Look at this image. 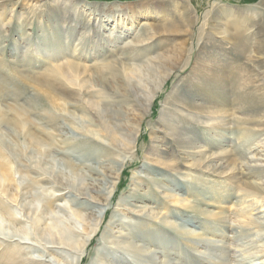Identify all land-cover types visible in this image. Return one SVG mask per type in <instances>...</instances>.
Listing matches in <instances>:
<instances>
[{"label": "rangeland", "instance_id": "rangeland-1", "mask_svg": "<svg viewBox=\"0 0 264 264\" xmlns=\"http://www.w3.org/2000/svg\"><path fill=\"white\" fill-rule=\"evenodd\" d=\"M143 1H152L149 11L161 8L169 11L176 3L181 10L170 12L175 17L188 9L192 18L190 37L159 30L138 51L125 48L119 39L115 40L114 46L113 43L109 45L112 39L107 35L116 22L114 17L126 13L129 5L135 7L134 3ZM75 2L81 14L75 17L78 21L74 22L72 17L69 23L74 29L70 31L69 25L64 26L65 33L61 32L60 24L56 25V10L62 8L56 5V0H0V144L5 146L13 162V178L19 183L33 178L39 180L31 189L32 194L55 198V204L60 205L57 215L70 216L78 225L88 222L91 227L96 226L98 218L88 217L90 209L82 205L74 191L68 193L65 190L56 199V178L45 173L43 167L62 171L64 181L81 191L87 185L86 176L91 175L90 167L115 177L111 180L114 184L105 185V191L112 189V194L101 213L97 235L87 246L80 264H91L93 254L105 249L109 251L108 256L123 259L124 264H144L134 261L131 254L112 249L105 239H100L102 232L114 236L127 232L143 238L150 236L157 245L168 242L170 264H264V192L259 194L234 183L220 172L225 170L222 161L196 167L187 165L189 161L186 160L188 154L197 150L204 155L226 151L227 156L237 162L236 172L249 173L254 184L264 185V125L246 132L242 128L247 124H236L231 120L229 124L218 126L180 119L181 116L174 117L176 124L171 125L168 120L166 124L160 120L165 97L176 89V84L183 90L181 97L186 96L184 102L192 99L204 104L203 107L225 102L228 108H237L236 115L245 119L261 112L264 83L256 73L264 65V0ZM144 19L138 14L133 24L122 20L114 31L116 34L124 31L135 37L146 26L142 24ZM153 21L162 25L170 18L156 17ZM240 24L242 38L236 40L235 25ZM83 25L85 32L81 36ZM180 46L184 48L182 61L141 120L132 155L100 136L89 124L87 112L68 106L66 103L74 98L67 91L61 92L56 100V83H51L52 88L44 85L49 69L73 61L91 81L90 89L95 92L101 84L95 82L94 65L102 58L120 57L128 62L127 54H136L138 58L153 56ZM213 64L220 71H206ZM216 76L219 79L215 83ZM112 86V89H119L117 84ZM123 108L132 113L130 107L124 105ZM198 111L199 117L206 121L204 109ZM70 112L73 117L69 116ZM24 117L28 118L26 124L15 123L14 120ZM172 125L194 140L200 149L185 146L168 135V126ZM27 130L33 134V139ZM151 145L179 157L176 168L156 166L147 159L145 154ZM256 168L263 170L259 178L254 170L249 171ZM90 193L98 200L103 199V195ZM179 198L183 200L182 204H179ZM1 199L10 204L7 198ZM144 205L151 207L157 216L140 217L138 210ZM0 208L2 237L4 233L14 234V239L31 243L36 249L34 258L49 259L52 264L77 262V257L68 255L63 249H46L49 245H43L32 230L6 218V210L17 212L14 205ZM136 223L145 224L144 230L138 231ZM181 250L182 253L177 252ZM163 251L164 246H159L155 256H161Z\"/></svg>", "mask_w": 264, "mask_h": 264}, {"label": "bare ground", "instance_id": "bare-ground-1", "mask_svg": "<svg viewBox=\"0 0 264 264\" xmlns=\"http://www.w3.org/2000/svg\"><path fill=\"white\" fill-rule=\"evenodd\" d=\"M151 2L152 1H143L134 3V5H136L135 7L131 4L129 5V10H126V13L114 17L116 22L113 24L112 29L108 31L107 35L109 39H112L108 42L109 45L113 43L112 45L114 46L115 40L119 39L123 42L125 48L138 51L141 46H145V44L148 43L146 42L147 40L153 39L159 30H165L166 32L174 34L183 33L184 36H187L188 38L190 37L191 33L189 29L192 23V18L189 16L188 9H185L183 12L181 11V16L175 17L173 13H178L181 10H179L176 3L172 4L169 11L165 8L149 11L148 8H152L150 5ZM57 4L62 6V8L56 10V25L57 23L58 25L60 24L59 28L61 32L66 33V31H64V26L69 25V23L72 22V17L75 18L79 16L81 12L77 11L75 0H56V5ZM138 14L145 18L142 24L146 25L139 31L138 35L130 37L131 35H128V33L124 31L119 32V34L115 33L114 29L122 20H127L126 22L133 24L134 19ZM156 17H169L170 21L161 25L160 22L153 21ZM75 21L78 20L75 18L74 22ZM241 27V24L235 25L234 38L236 40L242 38L240 34ZM68 29L71 31L74 27L69 25ZM83 30H85L84 25L80 32L81 36H83V32H85ZM64 40H66V37H64ZM239 46H244V44H240ZM178 48H180V50ZM183 52L184 48L180 46L171 50H165L161 54L153 56L141 55V57L138 58L136 57V54L134 55L131 53L126 56L128 62L122 61L120 57L110 59L106 56L102 58L99 63L94 65V70L96 72L95 82L101 84V87L95 92L90 89V85H92L91 81L88 77L83 76V72L79 68V65L73 61L56 65V68L49 69V71L47 70V75H49V77L44 81V85L52 88L53 84L51 83H56V100L64 91H67L68 94L74 98L72 102L70 101L69 103H66L68 106H71L72 109H82L87 112L90 117L89 124L94 126V130L97 131L100 136L107 139L117 149H121L132 155L134 154L132 149L135 146L134 144L139 133L141 120L147 112L150 111L153 99L163 90V87L166 85L167 79L170 77L173 70L180 65L182 56L184 55ZM216 58L219 59V56L216 55ZM209 69L220 71L215 64H213L211 68H207L206 71ZM256 77H259L260 81L264 83V65L260 71H257ZM218 79V76H216L213 81L216 83ZM112 84H117L119 89H112ZM174 87L176 89L172 92L170 91L169 95L165 97L163 107L160 110V120L162 123L166 124V120H168L171 122L169 123L170 125L176 124L174 123V117L178 116L180 118L181 116L180 119L183 118L189 121L194 120L199 123L204 122L208 125L214 124L215 126L229 124V121L231 120L230 122H235L236 124H247L246 127L242 128V131L246 132L251 130L252 127H259L262 124L264 125V107L260 109V113L251 114V119H245L241 118L242 116L240 117L236 115L237 111L235 110L237 108H228L225 102L220 105L217 104L207 107H203L204 104L195 103L192 99L184 102L186 96L183 95V97H181V92H183V90H180L177 84L174 85ZM216 88H218V85ZM261 91V94L264 95V89ZM208 98L211 100L213 99V97ZM124 105L130 107L132 113L128 111V108H123ZM200 109H204L208 121H204L199 117L196 110L198 111ZM69 116L73 117V113L70 112ZM5 119L6 117H4V120ZM14 121L16 124H26L28 118H18V120ZM27 132L30 139H33V134L28 130ZM168 135L174 136L177 142L180 140V143L186 144L185 146H193L200 149V146H195L196 142H194V140L189 136L180 133L179 129L175 128L173 125L168 126ZM243 135L244 134H242V136ZM198 151L199 150L186 156V160L189 161L187 165L200 167L206 162L213 163L218 161V163H220L219 161H222L223 169L225 170H221L220 172H224L234 183L256 190L259 194L264 192V185L254 184V182L249 179V173L236 172L237 162L235 158L228 157L226 151L220 150L219 152H209L205 155L199 154ZM145 157L151 160L154 165L168 169L176 168L179 159V157H175L170 153L166 154L162 149H158L152 145L146 151ZM12 163L10 155L6 153L5 146L0 144V196L1 198H7V201L10 203L5 204L0 198V207L7 209V207L14 205L17 211L14 214V212L12 213L11 211L6 210V218L10 219L15 224L23 225L26 230H32V233L43 243V245H49L45 246L46 249H63L64 251H67L68 255L77 257L78 260L77 262L75 260V264H80L83 260V254L86 252L87 246L92 242L94 236L97 235L96 232L99 228L98 225L101 223V213L104 210L103 208L107 206V200L109 199L110 194H112V189L108 192L105 191L107 188L105 185L108 183L114 184L111 180L115 179V177L110 174H104L95 167H90L91 175L88 174L86 176L87 185L83 188V191H81L73 188L68 182L64 181L62 171H55L51 168L47 169L43 167L45 173H49L56 178V199L64 194L63 191L65 190H67L68 193L69 191H74L78 198L81 199L80 202L82 205L85 204V208L90 209L88 217L90 218L94 216L95 218H98L96 226L90 227V225H87L88 222H86L85 225H78L76 220H72L70 216L63 217L57 215L60 205L55 204V198H45L41 197L40 194L31 193V189H33L38 183L37 181H39L37 179L33 178L25 183L17 182L13 178L14 172L12 169ZM208 169L212 168L209 167ZM253 170L257 173L258 178L263 172L260 168L250 169L249 171ZM113 172L117 174L116 170ZM90 192L103 195V199H96ZM178 202L179 204H182L183 200L179 198ZM193 210L198 211L197 208H193ZM138 211H141L139 215L143 218L157 216V213L152 211L151 207H147L146 205L142 206ZM106 213L107 210L104 211L103 217ZM16 214H18L19 217ZM145 226V224L139 223L137 224V230L142 231ZM4 234L6 236L4 235L3 237L2 234H0V264H52L49 259L34 258L33 252L36 249L32 247L33 245L31 243L14 239V234ZM162 235L160 238H162ZM100 237V239H105L112 249H117V251L121 250L127 254H131L134 261L138 263L170 264L171 262V249L167 246L168 242L157 245V242H153L150 236L148 238H143L138 236V234H132V232L118 234L117 236L108 232H102ZM159 246H164L165 251H163L161 256L156 257L155 255L157 254ZM192 249H195V247ZM108 252V249H105L101 252L94 253V261L91 264H124L122 261L123 259H113L112 255L108 256ZM177 252L182 253V250Z\"/></svg>", "mask_w": 264, "mask_h": 264}]
</instances>
